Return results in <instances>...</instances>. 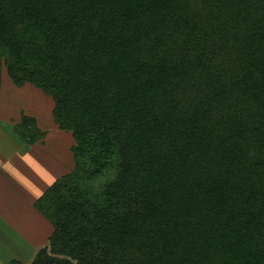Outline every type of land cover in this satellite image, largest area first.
Listing matches in <instances>:
<instances>
[{"label": "trees", "instance_id": "16d2710c", "mask_svg": "<svg viewBox=\"0 0 264 264\" xmlns=\"http://www.w3.org/2000/svg\"><path fill=\"white\" fill-rule=\"evenodd\" d=\"M2 66L74 167L0 264H264V0H0Z\"/></svg>", "mask_w": 264, "mask_h": 264}, {"label": "rangeland", "instance_id": "374dc122", "mask_svg": "<svg viewBox=\"0 0 264 264\" xmlns=\"http://www.w3.org/2000/svg\"><path fill=\"white\" fill-rule=\"evenodd\" d=\"M1 82L0 158L9 154L11 161L14 154L15 157L10 165L0 169L3 197L2 201L0 197V257L6 262L11 258L26 261L49 233V227L37 216L31 203L38 191L45 190L55 178L74 167L71 150L74 139L71 132L60 129L54 121V102L50 96L31 83L16 86L5 66ZM24 115L32 117L34 125L25 123ZM22 132L36 133L37 138L28 142ZM5 149L7 154L3 152ZM20 186L27 187L20 190ZM27 193V198H22ZM4 200L8 201L6 206Z\"/></svg>", "mask_w": 264, "mask_h": 264}, {"label": "crops", "instance_id": "0c3cea01", "mask_svg": "<svg viewBox=\"0 0 264 264\" xmlns=\"http://www.w3.org/2000/svg\"><path fill=\"white\" fill-rule=\"evenodd\" d=\"M12 149V148H11ZM13 150V149H12ZM15 150V149H14ZM3 152H5L6 154H7V150L5 149V150H3ZM9 158L8 159V162H3L4 161V159L5 158ZM14 157H15V154H14ZM14 157H13V160H14ZM3 157H1L0 158V169H2L3 170V166L5 165V164H7V165H10V162L11 161H13V160H11L10 161V158H11V156H9V154L8 155H6V156H4V158L2 159ZM15 165V164H14ZM14 165H12V166H14ZM1 183H3V181H1ZM27 186H20V190L21 189H23V188H26ZM19 190V191H20ZM44 190H41V191H38V194H36L34 197H35V199L43 192ZM29 193V192H28ZM28 193L25 195V196H23L22 198H27V196H28ZM32 194H34V193H32ZM0 197H1V192H0ZM3 200V197H1V201ZM30 201V200H29ZM34 202V201H33ZM5 203H8V201L7 200H4V204ZM24 203H27V202H24ZM31 204H33V203H31ZM4 206H6V204L4 205ZM32 209V208H31ZM31 211H33V210H31ZM6 213V212H5ZM1 258V257H0Z\"/></svg>", "mask_w": 264, "mask_h": 264}]
</instances>
